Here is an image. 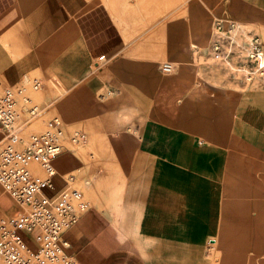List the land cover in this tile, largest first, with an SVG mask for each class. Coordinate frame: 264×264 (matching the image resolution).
I'll use <instances>...</instances> for the list:
<instances>
[{
	"label": "crops",
	"instance_id": "crops-1",
	"mask_svg": "<svg viewBox=\"0 0 264 264\" xmlns=\"http://www.w3.org/2000/svg\"><path fill=\"white\" fill-rule=\"evenodd\" d=\"M226 1L0 0V81L40 77L45 113L86 132L79 146L65 137L49 190L76 187L89 203L62 234L79 264H264V158L228 149V185L207 186L219 161H208L203 138L228 146L227 132L239 130L264 155L253 94L239 99L250 90L223 87L196 59L229 35L264 32V0H255L259 16L245 8L228 19L260 29L213 33L237 12ZM165 61L173 72L161 71Z\"/></svg>",
	"mask_w": 264,
	"mask_h": 264
},
{
	"label": "built area",
	"instance_id": "built-area-1",
	"mask_svg": "<svg viewBox=\"0 0 264 264\" xmlns=\"http://www.w3.org/2000/svg\"><path fill=\"white\" fill-rule=\"evenodd\" d=\"M214 29L223 33L222 21L216 19ZM227 39L211 44L213 60L225 65L238 63L235 72L250 85L263 79L260 37L251 35L244 44L237 37ZM103 59L104 55L94 58L91 67L99 68ZM160 68L168 74L175 65L165 61ZM50 84L57 96L64 93L57 81L50 80ZM43 85L36 76H24L12 84L0 81V201L9 198L21 207L20 212L12 213L0 205V264H79L66 251L62 234L76 224L89 203L76 187L67 186L54 194L49 190L54 188L52 160L63 150L64 140L77 145L86 139V132L76 129L66 137L64 123L56 114L47 119L43 130H29L52 105L37 98ZM71 180L69 175L67 181Z\"/></svg>",
	"mask_w": 264,
	"mask_h": 264
},
{
	"label": "rangeland",
	"instance_id": "rangeland-1",
	"mask_svg": "<svg viewBox=\"0 0 264 264\" xmlns=\"http://www.w3.org/2000/svg\"><path fill=\"white\" fill-rule=\"evenodd\" d=\"M231 1L232 0L226 1L227 11L229 10V4ZM237 1H238V7H237L236 14L229 15V16L227 14H225V16H222V18L228 19V18H233L235 16H241V14H242V12H244L245 8L248 10V12L252 11L253 16H256L257 13L259 15L261 14L259 8H257V6L255 5V0H247L246 5H245V0H237ZM259 15H257V16H259ZM261 17H262V15H261ZM233 24H234V26L229 25L227 27V29H260V27H257L255 25H253V26L246 25L245 26L243 23H233ZM240 24H242L243 26H240ZM213 30L216 32V30L214 29V26H213ZM251 35H258L260 37L263 45H264V32L262 34H260V33L256 32L255 30H252V33H247L245 35L237 36V38H238V41L245 42L248 40V38ZM231 36H233V35H229V37H231ZM229 37H228V39H229ZM229 40H231V39H229ZM210 47H211V45H210ZM210 47H209L208 53L206 51L205 54H200L199 52H197V50L195 51L196 59L199 62L198 64H200V66L203 67L204 72L210 76H213V79H215L217 82H220L223 87H228L229 89L236 90L238 93H243L245 91L250 90V91H248L242 95L239 94V99L249 100V94L251 93V94H253V97H255L254 101L257 104L256 107L264 110V78L258 82L253 83L252 85L245 83L244 81H242L241 77H239L237 72H235L236 68H238V67H234V65L235 64L238 65V63L232 62L231 65H225V64H221L220 62L213 60V58L211 57V54H210ZM242 63L243 62H241L240 65L244 66L245 64H242ZM49 117H50V114H48V112L42 114L41 116H39L37 119L34 120L31 127H29V130L30 131H41V130H43L46 126L45 123ZM64 130H65L66 136L69 137V135H71L73 133V131H75L76 129H72L70 132H67L66 129H64ZM238 133H239V130L237 132H236V130H233L231 133L227 132V135H226L227 136V142H228L229 137L233 141V144H230L228 146H227V144L217 145L213 142V139H210L208 137L203 138V141H204L203 146L205 147V152L207 153L208 161L214 160L215 164L217 161H219V163H218L219 165H218L217 169H215L214 173L210 174V177L206 178L207 184H208L207 186H214L217 188L218 186H224V185L227 186L228 185L224 176L227 174V172H226L227 170L234 168L236 165V163L233 162L232 165L230 164V165L226 166V157H227V153H229L228 149H234L235 151H232V152L237 153L238 156H241V157L254 155L255 157H258L259 159L264 158V155H261L260 153L256 152L255 150L243 145L239 141V137L236 136V135H238ZM81 144H82V141L79 142L77 145H74V146H79ZM71 145H73V144H71ZM148 165H149V162H147V166ZM243 165L245 166L246 169H249V168L253 169L254 168V165L250 162L243 163ZM35 166L36 165H34V167ZM35 168H37V167H35ZM155 168L160 169L163 167L156 164ZM257 168L264 169V162H262L261 165L258 166ZM172 170H175V169L172 168ZM38 174H41V173L38 172ZM236 180H240V179L234 177L232 182L235 183ZM8 201H9L10 205L8 204ZM8 201L6 200V198H2V200L0 201V205L5 207L6 209H8V207H9V211H11L12 213L13 212L15 213L18 211L20 212L21 207H19V205L14 203L13 200H11L9 198H8ZM11 206L13 208H15V210L12 209Z\"/></svg>",
	"mask_w": 264,
	"mask_h": 264
},
{
	"label": "bare ground",
	"instance_id": "bare-ground-1",
	"mask_svg": "<svg viewBox=\"0 0 264 264\" xmlns=\"http://www.w3.org/2000/svg\"><path fill=\"white\" fill-rule=\"evenodd\" d=\"M217 20H221V21H223L224 26L227 25V24L231 25L233 22H235V20L222 19V18H218ZM212 29H213V28H212ZM212 32L215 33L216 35L223 34V33L218 34V33H216L214 30H212Z\"/></svg>",
	"mask_w": 264,
	"mask_h": 264
}]
</instances>
